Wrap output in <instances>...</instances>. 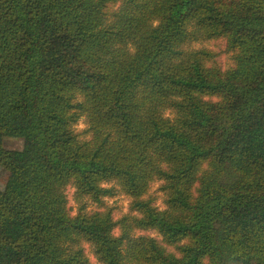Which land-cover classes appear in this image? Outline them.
Wrapping results in <instances>:
<instances>
[{
  "label": "trees",
  "instance_id": "obj_1",
  "mask_svg": "<svg viewBox=\"0 0 264 264\" xmlns=\"http://www.w3.org/2000/svg\"><path fill=\"white\" fill-rule=\"evenodd\" d=\"M2 139L0 264H264V0H0Z\"/></svg>",
  "mask_w": 264,
  "mask_h": 264
},
{
  "label": "rangeland",
  "instance_id": "obj_2",
  "mask_svg": "<svg viewBox=\"0 0 264 264\" xmlns=\"http://www.w3.org/2000/svg\"><path fill=\"white\" fill-rule=\"evenodd\" d=\"M198 47H207L214 51H222L225 50V42L224 41H211V42H201L197 43ZM230 55L222 54L220 58V62L223 66L228 64V58ZM87 128V119L85 117L81 118L78 122L76 129L79 132L84 131ZM0 148L7 149V150H17L22 148V141L18 139H2L0 140ZM9 173L6 169L0 167V190H3L6 187L8 182ZM160 183L156 184L152 190V195L157 198L155 202V206L159 210H164L165 205L163 203V193L159 191ZM67 199H68V208L70 210L71 215H77L80 212L82 206L85 207L86 213H93V212H105L110 210L113 216L114 222H119L124 216L130 214V199L118 191L116 197L112 199H106L105 205L103 207H98L96 204L90 202L88 199H84L81 202L79 201L78 197L76 196V190L72 186H69L66 190ZM151 235L152 237L161 240V237L156 234L155 232L151 233H140L138 231L135 232L134 235ZM113 235L115 237L122 236V229L120 223L117 224L113 230ZM126 247V244L125 246ZM84 249L87 257L89 258L92 264H97V260L94 256L93 250L89 244H84Z\"/></svg>",
  "mask_w": 264,
  "mask_h": 264
}]
</instances>
